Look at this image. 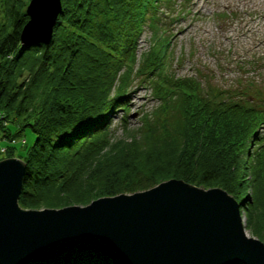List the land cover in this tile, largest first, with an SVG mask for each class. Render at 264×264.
Here are the masks:
<instances>
[{
    "label": "trees",
    "instance_id": "1",
    "mask_svg": "<svg viewBox=\"0 0 264 264\" xmlns=\"http://www.w3.org/2000/svg\"><path fill=\"white\" fill-rule=\"evenodd\" d=\"M60 1L50 39L22 43L29 0H0L1 138L25 127L34 133L17 154L26 163L19 205H84L181 178L225 189L245 228L264 242V88L199 89L197 78L178 79L161 66L151 53L156 42L137 66L142 31L158 30L163 6L174 0ZM138 74L158 103L130 128L129 83ZM120 110L128 138L116 139L110 126ZM5 151L13 155V145ZM22 264L116 263L75 246Z\"/></svg>",
    "mask_w": 264,
    "mask_h": 264
},
{
    "label": "water",
    "instance_id": "2",
    "mask_svg": "<svg viewBox=\"0 0 264 264\" xmlns=\"http://www.w3.org/2000/svg\"><path fill=\"white\" fill-rule=\"evenodd\" d=\"M60 9V0H29L21 42H47ZM25 166L20 157L0 159V264L75 246L103 251L116 264H264V242L246 233L239 202L221 187L168 178L84 205L24 208Z\"/></svg>",
    "mask_w": 264,
    "mask_h": 264
},
{
    "label": "rangeland",
    "instance_id": "3",
    "mask_svg": "<svg viewBox=\"0 0 264 264\" xmlns=\"http://www.w3.org/2000/svg\"><path fill=\"white\" fill-rule=\"evenodd\" d=\"M158 28L154 27L153 33L150 27L142 31L137 66L156 42L151 53L163 59L161 66L178 79L197 78L199 89L233 92L241 87L254 93L264 88V0H174L169 8L163 6ZM157 72L152 71L149 78ZM140 77L136 75L129 83L131 99L125 120L130 128L139 126L142 114L158 103L151 84ZM122 111L115 112L110 126L116 139L127 137L122 130ZM1 137L0 134V159L19 157L17 154L24 143H31L34 133L25 127L10 141ZM7 145L14 147L11 156L6 155ZM241 216L245 224V214Z\"/></svg>",
    "mask_w": 264,
    "mask_h": 264
},
{
    "label": "bare ground",
    "instance_id": "4",
    "mask_svg": "<svg viewBox=\"0 0 264 264\" xmlns=\"http://www.w3.org/2000/svg\"><path fill=\"white\" fill-rule=\"evenodd\" d=\"M247 233V232H246ZM248 234V233H247ZM5 254V253H4Z\"/></svg>",
    "mask_w": 264,
    "mask_h": 264
}]
</instances>
